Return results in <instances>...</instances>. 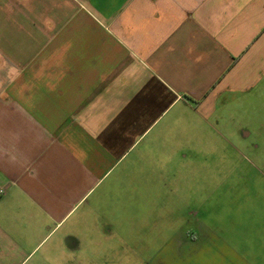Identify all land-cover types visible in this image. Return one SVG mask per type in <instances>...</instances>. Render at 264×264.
<instances>
[{
    "label": "crops",
    "instance_id": "1",
    "mask_svg": "<svg viewBox=\"0 0 264 264\" xmlns=\"http://www.w3.org/2000/svg\"><path fill=\"white\" fill-rule=\"evenodd\" d=\"M262 94L264 0H0V264H115L130 227L129 264L138 240L146 264H264V198L223 221L178 207L171 233L120 218L171 148L215 145L214 119Z\"/></svg>",
    "mask_w": 264,
    "mask_h": 264
},
{
    "label": "rangeland",
    "instance_id": "2",
    "mask_svg": "<svg viewBox=\"0 0 264 264\" xmlns=\"http://www.w3.org/2000/svg\"><path fill=\"white\" fill-rule=\"evenodd\" d=\"M248 101L251 103L250 111L241 112V99H237L233 100L229 107L223 111L224 123H217L214 119L215 129L209 131L208 138L211 136L216 144L196 148L201 154L194 151L193 148L186 147L184 153L188 158L184 159V163H180L177 160L182 158V152L173 156L179 150L171 148L170 163L163 164L161 169L155 166L154 179L153 181L148 180V183L151 182V186H148L147 193L143 192L146 195H138V210H123L120 213V218L123 221H129L131 217L136 218L137 221L149 217L164 219L166 222L169 221L171 227L165 228L167 232L171 233L173 228H176L178 207L184 209L186 220L197 223L208 217V213L211 212L209 207L212 206V210L217 209L213 212L218 214L220 221H223L228 218L227 210L240 207L246 196H249L251 201H259L264 198L262 196L264 195V163L256 158L264 155V94L256 95ZM225 118L228 119V123H225ZM244 124H247L251 133L249 139L242 135ZM225 139L233 141L235 146L225 142ZM258 144L260 146H257ZM205 152L208 153L205 154ZM194 153L200 155V158L207 157L208 160L205 158L201 160V163H198L194 161ZM248 156L252 158L250 163L246 159ZM179 169L181 170L179 171ZM144 183L145 180L137 179L135 181L137 188H140ZM129 187L130 180H126V185L123 184L122 188ZM121 198L125 204L124 199L128 196L123 194ZM195 202L200 205L202 211L196 209ZM215 222L219 224L218 221L215 220ZM132 228H123L126 238L122 242L115 243L120 247L121 252L115 254L114 260L106 259L107 261H114L115 264H129L131 246L129 240ZM187 228L188 226L185 227L186 231ZM136 229L140 230L139 238L147 235L146 228L141 223H138ZM144 241L139 242L138 240L137 242V264H146L153 255V244L150 245ZM133 252H135V244H132V255ZM88 258H90V264H104L103 255L98 253L94 256L90 255Z\"/></svg>",
    "mask_w": 264,
    "mask_h": 264
},
{
    "label": "built area",
    "instance_id": "3",
    "mask_svg": "<svg viewBox=\"0 0 264 264\" xmlns=\"http://www.w3.org/2000/svg\"><path fill=\"white\" fill-rule=\"evenodd\" d=\"M4 192H5V189L0 187V195H2Z\"/></svg>",
    "mask_w": 264,
    "mask_h": 264
}]
</instances>
